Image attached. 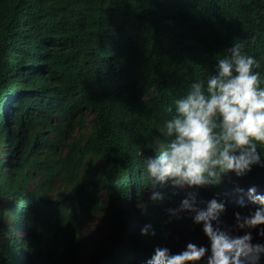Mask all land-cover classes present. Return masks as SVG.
<instances>
[{
	"label": "trees",
	"instance_id": "16d2710c",
	"mask_svg": "<svg viewBox=\"0 0 264 264\" xmlns=\"http://www.w3.org/2000/svg\"><path fill=\"white\" fill-rule=\"evenodd\" d=\"M234 43L264 79V0H0V264H80L99 212L108 227L87 264L183 251L159 217L169 185L150 199L145 161L168 144L175 101ZM242 177L264 184V167Z\"/></svg>",
	"mask_w": 264,
	"mask_h": 264
},
{
	"label": "clouds",
	"instance_id": "9594fccd",
	"mask_svg": "<svg viewBox=\"0 0 264 264\" xmlns=\"http://www.w3.org/2000/svg\"><path fill=\"white\" fill-rule=\"evenodd\" d=\"M258 67L257 60L243 52V45L234 43L217 58L215 72L206 82H193L175 101V115L161 130L170 140L158 155L146 158L145 167L153 190L150 199L163 202L165 195L159 189L169 185L172 199L159 206L163 210L159 217L164 215L162 220L186 248L172 254L167 247H156L145 264H195L206 253L207 264H260L264 244L252 243L251 231L243 235L237 231L264 226V184L242 177L254 165L264 167L257 150L258 143L264 145V79L253 70ZM177 184L189 190L179 207L168 209L179 192ZM245 198L255 209L249 215L241 208ZM232 204H240L237 210L246 214L236 212L235 224L229 213ZM202 231L210 252L183 243V238L198 243ZM141 234L156 233L146 224ZM259 235L264 236V228Z\"/></svg>",
	"mask_w": 264,
	"mask_h": 264
},
{
	"label": "rangeland",
	"instance_id": "374dc122",
	"mask_svg": "<svg viewBox=\"0 0 264 264\" xmlns=\"http://www.w3.org/2000/svg\"><path fill=\"white\" fill-rule=\"evenodd\" d=\"M177 185H178L179 192L176 193V199L169 204L168 209L179 207L182 199L185 198L186 193L189 190V188H187L186 186L182 187L179 184ZM244 201H245V206L242 207L240 204H238V206H236L235 204H232V209H229V213L233 219L234 224L236 223L234 214L236 212L241 213L239 210H237L238 208H240L239 206H241V208L248 213L247 215H249L251 212H254L255 210L253 206L250 207V201L248 200V198H245ZM160 207L163 208L165 206L160 205ZM165 214L169 216L167 211L165 212ZM183 214L184 213L181 214V217L183 216ZM241 215L246 216L245 213H241ZM161 217L163 219L164 215H162ZM107 227H108L107 221L101 212L97 213L93 219L83 224L81 232H82L83 237L85 238V247H84V250L82 251L83 259L80 264H87L89 253L92 250L96 239L101 237L106 232ZM260 228H264V226H258L256 229H250V230H237L235 227V229L239 232V235L245 234V231H251L252 238H253L252 243L264 244V236L259 235ZM22 232L24 231H20L19 233L22 234ZM200 234H201V237L198 243L188 240L187 238H183V243L185 245H187L188 243H193L197 246H203L205 248H208L210 252V241L208 237L205 235L203 231Z\"/></svg>",
	"mask_w": 264,
	"mask_h": 264
}]
</instances>
